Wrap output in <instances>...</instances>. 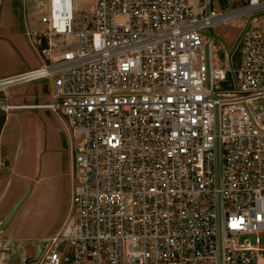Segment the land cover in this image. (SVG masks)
<instances>
[{
    "label": "built area",
    "instance_id": "built-area-1",
    "mask_svg": "<svg viewBox=\"0 0 264 264\" xmlns=\"http://www.w3.org/2000/svg\"><path fill=\"white\" fill-rule=\"evenodd\" d=\"M211 1L38 2L41 64L0 77V110L55 113L71 159L34 264H264V0ZM232 19L231 48L214 43ZM34 80L46 99L6 101Z\"/></svg>",
    "mask_w": 264,
    "mask_h": 264
},
{
    "label": "rangeland",
    "instance_id": "rangeland-1",
    "mask_svg": "<svg viewBox=\"0 0 264 264\" xmlns=\"http://www.w3.org/2000/svg\"><path fill=\"white\" fill-rule=\"evenodd\" d=\"M39 1L42 2L44 0H28V7L35 11L31 16H28V18L31 19L30 21L34 19V23H28V26L27 24L23 26L20 14V6L24 3L23 1H18L19 5L16 9L18 16H16L17 22L13 26L16 34L17 47L14 49V53L3 47H0V69H6L9 66L13 67L14 65L17 66L23 62L33 63V67L41 64L43 59L39 53V50L35 47V44H32L29 39H27V36L25 35V30H27V28L31 29L34 26H39V22L37 25H34L35 19L40 13L37 10ZM92 2L93 0H72V6L74 9L82 10L90 8ZM242 2L243 0H212L211 7L215 11H223L225 9L235 7ZM259 15L260 26L264 33V12H260ZM240 21L241 19H232L213 26L210 29V36L214 43H221L226 48H231L235 35L240 27ZM6 30H3V32ZM13 85L6 86L5 89L7 88L8 90H11L17 87L15 84ZM41 87L37 85V91H39V88ZM49 89L50 85L47 89H41V93L47 95ZM28 111L33 114V117L36 118L37 122H33V124L28 128L27 161L26 158L23 157L21 148L19 145H16L14 141L17 134V128H14V126L8 123L12 137V142H10L9 145V158L10 161H15L18 158L19 160L22 158L24 159L22 163L28 166L29 187L28 240H22L21 242L14 241L12 244H7L8 250L12 252L9 258L10 264H34L29 259V256L33 252L35 242L41 237L49 235L56 229L64 216L69 196L68 171L70 168L71 159L65 142L64 127L62 126L63 132L59 130L61 140L59 147L49 148L46 146L44 149L43 147L38 149V147L35 145L36 142H39L41 137L42 139L45 137L43 117L41 112L52 117H54L53 114L55 113L47 109H29ZM10 118L13 120V116ZM52 120L55 122L56 118H52ZM36 129L38 130V134H36ZM30 140L34 141L33 145L29 142ZM47 151H50V154H48L49 156L46 153ZM51 152L53 154H51ZM6 175L8 174L6 173ZM50 182H52L51 187L49 185ZM5 184L6 185L3 186L4 189H9L8 178L6 179ZM3 211H0V219L4 214ZM263 237L264 235L261 236L262 239Z\"/></svg>",
    "mask_w": 264,
    "mask_h": 264
},
{
    "label": "crops",
    "instance_id": "crops-1",
    "mask_svg": "<svg viewBox=\"0 0 264 264\" xmlns=\"http://www.w3.org/2000/svg\"><path fill=\"white\" fill-rule=\"evenodd\" d=\"M18 1H23L24 3L22 5L20 3V14L23 26H25L26 24L28 26V23H34V19L30 21L31 19L28 18V16H31L33 12H35L34 10H32V8L28 7V0H0V47H3L13 53L14 49L17 47L16 34L13 26L17 22L18 16L16 13V9L19 5ZM35 24H37L36 21ZM3 30L6 31L3 32ZM31 67H33V63L28 62H23L17 66L14 65L13 67L9 66L6 69H0V77ZM37 85L39 87L42 86L41 88H39V91H37ZM15 86L17 87L11 90H8L7 88L5 89L7 97L6 101L11 103H28L41 101L47 97L44 93H41V89L49 88L47 82L42 80L17 83L15 84ZM29 109L42 110L43 108H14L10 109L7 112H3L0 110V116H2V121L0 123V211L4 210V214L12 204V202L16 199V197L26 187H28V166L22 163L24 159L22 158L19 160L18 158L15 161H10L9 158V145L10 142H12L9 124L14 126V128H17V134L14 141L15 144L19 145V147L21 148L23 157H25L27 161L28 128L33 124V122H37L36 118L33 117V114L28 111ZM41 114L43 117L45 137L43 139L41 137L40 141L36 142L35 145L38 147V149H41V147H43L44 149L46 148V146L49 148L59 147L61 141L59 130L63 132V122L55 114H53L54 117L45 115L42 112ZM11 116H13V120H11ZM51 117L56 118V121L54 122ZM35 131L36 134H38V130L36 129ZM29 142L33 145L34 141L30 140ZM46 153L48 155L50 154V151H47ZM51 154L53 153L51 152ZM6 173L8 175H6ZM7 178L9 189L5 190L3 186L6 185L5 182ZM49 185L51 187L52 182H50ZM22 240H28V192L22 199L20 204L17 206L10 220L2 229H0V246L1 244H5L6 246L8 243L12 244L14 241L21 242ZM10 256V251H7L5 253V257L0 260V264H10Z\"/></svg>",
    "mask_w": 264,
    "mask_h": 264
},
{
    "label": "water",
    "instance_id": "water-1",
    "mask_svg": "<svg viewBox=\"0 0 264 264\" xmlns=\"http://www.w3.org/2000/svg\"><path fill=\"white\" fill-rule=\"evenodd\" d=\"M29 190V187H26L17 197L16 199L12 202V204L9 206V208L7 209V211L5 212L4 216L2 217V219L0 220V229H2L6 223L10 220L12 214L14 213V211L16 210L17 206L20 204V202L22 201V199L25 197V195L27 194ZM41 242V240H37L35 242V250H34V256H32L33 258H35V256L37 255L38 251H39V243Z\"/></svg>",
    "mask_w": 264,
    "mask_h": 264
},
{
    "label": "trees",
    "instance_id": "trees-1",
    "mask_svg": "<svg viewBox=\"0 0 264 264\" xmlns=\"http://www.w3.org/2000/svg\"><path fill=\"white\" fill-rule=\"evenodd\" d=\"M1 121H2V116H0V123H1Z\"/></svg>",
    "mask_w": 264,
    "mask_h": 264
},
{
    "label": "flooded vegetation",
    "instance_id": "flooded-vegetation-1",
    "mask_svg": "<svg viewBox=\"0 0 264 264\" xmlns=\"http://www.w3.org/2000/svg\"><path fill=\"white\" fill-rule=\"evenodd\" d=\"M34 246H35V244H34ZM33 250H35V247H34V249Z\"/></svg>",
    "mask_w": 264,
    "mask_h": 264
}]
</instances>
